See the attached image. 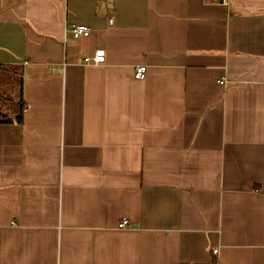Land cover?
Instances as JSON below:
<instances>
[{"label": "crops", "instance_id": "obj_1", "mask_svg": "<svg viewBox=\"0 0 264 264\" xmlns=\"http://www.w3.org/2000/svg\"><path fill=\"white\" fill-rule=\"evenodd\" d=\"M0 65V264H264V0H0Z\"/></svg>", "mask_w": 264, "mask_h": 264}, {"label": "trees", "instance_id": "obj_2", "mask_svg": "<svg viewBox=\"0 0 264 264\" xmlns=\"http://www.w3.org/2000/svg\"><path fill=\"white\" fill-rule=\"evenodd\" d=\"M11 102L15 106L12 117L0 108V124H21L24 103L22 100V70L18 66L0 65V102Z\"/></svg>", "mask_w": 264, "mask_h": 264}, {"label": "built area", "instance_id": "obj_3", "mask_svg": "<svg viewBox=\"0 0 264 264\" xmlns=\"http://www.w3.org/2000/svg\"><path fill=\"white\" fill-rule=\"evenodd\" d=\"M67 33L73 40H77L79 38H86L90 34V30L85 27L84 25H70L67 29ZM83 62L85 64H100L104 62V51L103 50H98L94 52V55L92 57H85L83 59ZM146 74V67L145 66H138L134 70V78L136 79H142L144 78ZM128 226L127 220H121L117 227L118 229H122ZM216 251H212V255L214 258L216 257Z\"/></svg>", "mask_w": 264, "mask_h": 264}, {"label": "water", "instance_id": "obj_4", "mask_svg": "<svg viewBox=\"0 0 264 264\" xmlns=\"http://www.w3.org/2000/svg\"><path fill=\"white\" fill-rule=\"evenodd\" d=\"M220 2H222V0H219Z\"/></svg>", "mask_w": 264, "mask_h": 264}]
</instances>
